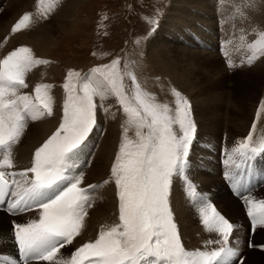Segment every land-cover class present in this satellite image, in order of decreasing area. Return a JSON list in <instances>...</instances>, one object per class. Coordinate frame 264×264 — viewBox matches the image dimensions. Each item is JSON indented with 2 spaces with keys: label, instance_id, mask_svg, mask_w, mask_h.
I'll return each mask as SVG.
<instances>
[{
  "label": "snow or ice",
  "instance_id": "obj_1",
  "mask_svg": "<svg viewBox=\"0 0 264 264\" xmlns=\"http://www.w3.org/2000/svg\"><path fill=\"white\" fill-rule=\"evenodd\" d=\"M56 0H47L42 14L53 10ZM219 3V0H218ZM26 13L13 27V32L26 26ZM158 27V20L151 19ZM244 38L241 37V40ZM221 49L225 57L229 53ZM252 65L264 56V30L248 45ZM47 61L37 59L31 49L20 47L0 59V203L11 190L7 204L10 214L40 209L39 219L28 223L13 222V240L23 264H230L239 250L230 246L236 225L222 215L206 194L198 196L189 182L187 189L198 201V214L209 232L219 235L206 245L212 250H187L182 243L174 213L170 206L173 178L188 179L191 149L197 137V125L191 104L181 93L175 94L174 111L168 104L156 101L143 89L132 71H122L120 59L97 66L87 74L69 71L63 88V115L56 131L35 150L31 167L10 171L13 167V146L16 145L29 120L37 121L53 115L52 85L37 84L34 95L22 94L27 88L26 74ZM227 66L235 67L232 59ZM131 80V90L125 78ZM79 81H84L82 85ZM114 98L129 126L135 127V139L124 129L119 151L111 167L119 200V223L102 227L98 237L74 250L70 258H58L61 249L70 246L84 227V218L92 206L99 185L81 187L83 172L74 163L97 124V109L107 113L105 101ZM99 101V103L97 102ZM264 110V102L261 103ZM259 115V112H258ZM114 118V117H113ZM178 125V132L174 129ZM255 128V123L253 124ZM264 154V137L253 142V132L226 154L222 163L228 166L226 179L232 181L241 195L239 179L233 169L251 168L257 156ZM104 183H107L105 181ZM251 230L264 227V200L244 198ZM249 246H252L251 243ZM0 260L15 264L11 256L0 253Z\"/></svg>",
  "mask_w": 264,
  "mask_h": 264
},
{
  "label": "rangeland",
  "instance_id": "obj_2",
  "mask_svg": "<svg viewBox=\"0 0 264 264\" xmlns=\"http://www.w3.org/2000/svg\"><path fill=\"white\" fill-rule=\"evenodd\" d=\"M244 1L245 0H236L237 6L235 5L233 7L230 6V0H219V3L218 0H207V2H204V7L207 8L206 12H211L212 9H215L214 12L211 13L214 15L212 17L214 21L217 22V25H215L212 31L206 30L205 27H203V29L199 20L196 21L195 25H192L190 21L191 16L189 15L190 12L186 9L182 8L177 12L176 24L172 29L174 33L167 35L166 38L168 39L162 37L161 39L168 43L167 48L170 45L172 49L170 50L169 57L171 55L172 60H175L174 62L178 61L179 64L182 65L180 67L183 68L184 72L188 73L187 76H189L190 86L188 87L189 90L185 92L182 91L184 89L179 86V83L172 78L167 69L161 64L162 62L157 54L158 50L155 51V47L152 48V43H149L154 39L161 23L165 20L171 8L172 0H56V9L52 15L51 11L47 17L42 14L47 6V1L45 0H0V54H2L0 55V59H3L17 48L27 47L31 49L35 58L47 61L46 64H50L51 68L54 67L53 72L47 73L45 67H43L45 71L42 72V70L41 73H45L46 80L49 81L51 79L52 85L61 90V97L63 96L60 102L61 107L65 99V90L62 86L70 70L82 75L87 74L91 69L109 64L116 58L120 59V69L122 71H132L136 75L141 87L152 93L157 102L162 104L166 103L174 110L176 97L173 89L181 93L191 104L192 117L197 125V137L191 149V165L187 173L188 179L185 180L182 177H174L172 190L174 189L173 192H175V194H183L184 191H182L180 185L184 183V186L187 187V184L191 182L196 188L198 196L206 194L216 209L237 226L233 232V237H235V239L231 237L230 241L237 246L240 252L242 251L241 254L244 256V260L240 262V260L236 259V264H264V227L258 226L253 233L251 231L249 234H246L248 230L247 223H250V220L246 215V206L244 202L245 197L254 198L256 201L264 200V154L256 157L252 162L251 168L245 165L242 169H233L234 174L239 179L241 195L236 194L235 189L232 187V181L225 178L224 173L228 171L229 168L222 163V161L226 159L227 152L247 137L250 131L253 132L254 143L258 142L261 137H264V126L262 125L264 124V110L260 108L261 103L264 102V56L256 59L252 65H248L246 62L243 64L241 63V61H246V58L251 55L252 50L248 48V45L251 44L254 39L258 38L260 30L248 34L246 30L244 32L241 27L235 25L232 36L227 39V36L218 29V22H221V16L219 13L218 15L215 13L220 9H225L227 11L231 8L234 9L233 15L228 16L229 13L224 12L228 17H226L223 22L226 20L233 21L236 16L237 19L239 18V20H241V16L246 12L242 3ZM68 2L74 3V6H69L70 17L63 16L59 11V8L67 5ZM45 3L46 6H44ZM26 13L30 14V20L26 23V26H22L20 30L13 32V27ZM33 13L41 15L33 16ZM151 19H156L159 22L155 32H152V28L155 27V25L150 23ZM48 32L54 35H52L53 42L48 43L46 46H42L41 40L38 37L47 35ZM31 34L35 36L36 41L32 40L31 42ZM177 36H179L178 39ZM241 37L244 39L241 40ZM162 40H159V42H162ZM175 40H177L178 43H176ZM222 42H226L224 43L223 50L229 53V57L223 55L221 49ZM240 42L241 44H239ZM161 45L164 44L160 43V47ZM186 48L191 49V51L186 50ZM191 52L195 54H191ZM199 52L202 54H199ZM229 58L232 59L234 65H236L231 69L227 66V59ZM35 67H37L38 70L40 69L38 66ZM34 68L25 76V83L31 85L29 88H33H21L19 91L22 94L34 95ZM83 82L84 81H79L81 85ZM125 83L129 86L130 91L131 80L126 77ZM38 84L48 83L40 82ZM97 102L99 103V101ZM105 102L120 107L114 98L107 99ZM61 111L63 112V109ZM113 115L107 117V120H114L112 117L115 118V116ZM52 117L53 115L50 117L46 116L37 121H28L20 141L13 146L14 169L12 168V171L19 172L27 169V167L25 168V166H27L26 164L25 166L23 165L24 167H20L16 160H20L19 157L21 156L22 150H32L33 139L40 137L43 130L50 129L49 134L45 135V140H47L59 127L61 121H59V123L55 122L54 124V122L51 121V119H53ZM46 118L50 119L52 124ZM45 119L47 122H45ZM99 119L100 117H98L97 114V124L87 140V142H91L93 139L91 148L87 150L89 154L83 156L84 149H82L78 158L74 161V163L80 165L77 171L83 172L84 184H82L81 187L99 185L96 184L98 178L93 179V177H91L88 179V175H91L90 164L92 162L95 164L93 159L96 157L95 154L97 155L98 144L108 133L104 121H99ZM226 119L227 121H225ZM48 123L54 126L48 125ZM254 123L255 128H253ZM42 124H44V129ZM37 125L41 127L39 128ZM45 125L48 126L46 127ZM126 127L128 128L127 136L130 139H135L134 126H132L133 129L120 122L115 124L113 128H109L114 131V134L112 133L113 138L119 135L117 136V141L115 140L119 145ZM174 129L178 132V125H176V127L174 126ZM117 130L119 132H117ZM104 133L105 135H103ZM24 138L26 139L24 140ZM100 138H102V140H100ZM116 145L115 154L113 155L114 158L111 160L112 162H108L110 167H112L116 154L119 151V145ZM0 158H2V152H0ZM110 167L109 171L111 169ZM93 171H95L94 168ZM216 177V180L213 179ZM211 182L212 184L209 186ZM217 182L220 184L218 185ZM105 187L100 185V187L95 190L92 206L88 208V214L85 219H87L94 210H98L97 213H100L104 207L106 211L109 209V204H107L108 201L106 202L104 196L101 202L97 199L102 196L100 190L103 191V194L107 193ZM104 190H106V193H104ZM112 191L117 192L116 187L112 188ZM97 192H99V195L97 194L98 197L96 195ZM184 197L183 204L181 203V205L175 204L177 203V195L176 198L173 196L170 198V205L174 213V218L176 221L178 220L182 223V227L185 228V230L182 228L179 229V232L184 234V231L192 229H197V231L200 229L201 231L204 230L202 234L207 233V235H205V241L201 244L207 246V248L211 246V249L218 247V245L215 244L205 245L207 241H214L220 237L217 233L209 232L204 229L205 226L202 224V219L198 214V201L192 199L189 191ZM225 198L229 199H227V203L230 204L233 202L229 208H227V204L224 201ZM180 209L186 212V217H183V214H181L180 218ZM118 212L119 209L117 210L118 217L116 213H113V216H116L117 219H119ZM3 213L8 215L6 211ZM35 213L37 214H25L28 215L27 217L19 216V220L15 222L27 223V221L31 222L33 220H38L40 209L36 210ZM230 214L233 217L230 216ZM175 216L179 219H176ZM6 218H8V216ZM185 218L186 220L182 221ZM190 218L191 220L188 221ZM110 219L113 220L114 217ZM7 221L8 227H10L9 222H14L12 218ZM187 222L189 225H187ZM236 235H239V237L243 239V242L239 241L240 239L238 240ZM249 235L252 236V246H249L250 243L247 245V236ZM183 238L185 237L181 235L182 243ZM77 248H79L78 245L74 247L72 244L66 246L61 249L58 256L66 252L67 255L69 254L70 258L71 254ZM38 264H47V262H39Z\"/></svg>",
  "mask_w": 264,
  "mask_h": 264
},
{
  "label": "bare ground",
  "instance_id": "obj_3",
  "mask_svg": "<svg viewBox=\"0 0 264 264\" xmlns=\"http://www.w3.org/2000/svg\"><path fill=\"white\" fill-rule=\"evenodd\" d=\"M208 1H211V0H208ZM204 2H207V0H172V4H171V8L169 9L166 17H165V20L161 23L160 27H159V30H157V34L156 36H152L154 37V39L149 42L150 44L152 43L153 47H155V51L158 50V56H159V59L160 61L162 62L161 64H163L164 68L167 69V71L170 73V75L172 76L173 79H175V81H177L179 83V86H181L184 90L182 91H187L189 90L188 87L190 86L189 85V76H187L188 73L184 72L183 68H181L179 64V62H174L171 58V55L169 57V53H170V50H172L170 48V45L169 47L167 48L168 46V43L165 42L164 40L161 39L162 38H166L167 35H170L172 33H174V31L172 30L173 29V26L176 24V16H177V12L179 11V9H186L189 13V15L191 16V23L192 25H195L196 21L199 20L202 24V28L205 27L206 30H210L212 31V29H214L215 25H217V22L214 21L213 17L214 16L211 12H214L215 9H212L211 12H206V7H204ZM240 2V1H239ZM238 2V3H239ZM243 3V6L245 7V10L246 12L243 13V15L241 16V20H239V18L237 19L235 16V20L233 19L228 21L226 20L225 22H223L225 20L226 17L228 16H232L233 15V10L234 9H228L227 11L225 9H220V10H217L215 13L216 15H218V13L220 14L221 16V22H218L219 26H218V29L221 30V32L224 33V35L227 36V39H229V37L232 36L233 32H234V28H235V25H237L238 27H241V29L246 30V33H254L256 32L257 30H263L264 29V0H245ZM241 3V4H242ZM237 4L236 0H230V6L233 7ZM10 5V4H9ZM73 5L74 6V3H70L68 2L67 5L59 8V11L63 14V16H69V6ZM237 6V5H236ZM229 7V6H228ZM227 7V8H228ZM235 8V7H234ZM236 9V8H235ZM74 11V10H73ZM219 11V12H218ZM224 12H228L229 15L227 16ZM74 13V12H73ZM235 14V13H234ZM246 15V17H245ZM74 18V17H73ZM72 19V18H70ZM231 19V18H230ZM222 23V24H220ZM45 27V26H44ZM65 27V26H64ZM204 29V28H203ZM50 30V29H49ZM66 30V29H65ZM41 31V30H40ZM236 31V30H235ZM43 32V31H42ZM238 32V31H237ZM30 33V32H29ZM33 33V32H32ZM38 33V31H37ZM44 33V32H43ZM52 33V32H51ZM64 33V32H63ZM193 33V32H192ZM8 34V33H7ZM181 34V33H179ZM19 35V34H18ZM22 35V34H21ZM20 35V36H21ZM27 35V34H26ZM53 35V34H52ZM52 35L48 34L47 35H41L39 36L38 38L41 40V43H42V46H46L48 43H52L53 42V38H52ZM54 36V35H53ZM186 36V34H185ZM251 36V35H250ZM179 36H177V39H178ZM182 37V36H181ZM184 37V36H183ZM24 38V37H23ZM31 42L32 40L33 41H36V38L33 34H31ZM25 39V38H24ZM23 39V40H24ZM168 39V38H166ZM159 40H162V42H159ZM16 42V41H15ZM23 42V41H21ZM158 42V43H157ZM174 42V41H173ZM176 43L177 40H175ZM238 42V41H237ZM18 43V42H17ZM36 43V42H35ZM160 43H163L164 45H161L160 47ZM201 43V42H200ZM236 43V42H235ZM149 44V45H150ZM167 44V45H166ZM234 44V43H233ZM54 45V44H53ZM151 48V49H152ZM49 49V48H48ZM169 49V50H167ZM186 50L188 51H191V49L189 48H186ZM154 51V50H153ZM181 52V50H180ZM41 53V52H40ZM194 53V52H191V54ZM7 54V53H6ZM182 54V53H181ZM195 54V53H194ZM199 54H202L199 52ZM2 55V54H0ZM4 56V55H3ZM212 56V55H211ZM173 57V56H172ZM213 57V56H212ZM262 61V60H261ZM40 69L38 70L37 67L34 68V74L32 72L33 75H34V78H33V85L36 86L38 83L40 82H47L49 85H52V80L50 79L49 81L46 80V77H45V73H41V71L43 70V67H45V70L47 73L49 72H53V69L54 67H50L51 65L50 64H41V65H37ZM41 66V67H40ZM257 67V66H255ZM48 68V69H47ZM51 69V70H50ZM45 70H43L42 72H44ZM50 70V71H48ZM182 70V71H181ZM31 71V70H30ZM189 72V71H188ZM223 73V72H222ZM263 73V72H262ZM261 73V74H262ZM31 74V75H32ZM264 74V73H263ZM51 77V75H50ZM46 80V81H45ZM31 82V80H30ZM32 84V83H31ZM29 86L31 85H28V88ZM53 86V85H52ZM33 87H30L29 89H31ZM31 91V90H29ZM53 97H54V104H53V119H51L52 122H55L59 123V121H61L62 119V115H63V112L61 111L63 108L61 107V90L58 89L56 86L52 87V93H50ZM250 98V97H249ZM170 99V98H169ZM106 108H108V112L105 113L103 111L100 110V108L97 109V114H98V117H100L99 121H104L105 125L107 126V130H108V133L105 135V133L103 135H105V138L102 140V138H100V140H102L99 144H98V152H97V155L95 154V158L93 159L95 164L92 162L89 166H90V176L88 175V179H90L91 177H93V179H96L98 178V181L96 184H99L102 185V186H107L105 187L107 189V193H106V190H104L106 194H103V191L100 190V194L102 196H100V198H97L98 197V193H96L97 195V199H99L98 201L101 202V199L102 197L104 196L106 202L108 201L107 204H109V209H107V211L103 208L102 211L100 213H97L98 210H94V212L92 211V213H90V216L85 219L84 218V227L82 228L81 230V233L80 235L76 236L73 240V243H72V246H76L78 245V247H81L84 243H87V242H92L94 241L97 237H98V234H99V231L101 230L102 227L104 228H107V227H110L114 224H117L119 223V219H117L118 215H117V210L119 209V200H118V196H117V192H113L112 191V188L116 187L115 185V182H114V179L111 177V169L109 171V165H108V162H112L111 160H113L114 158V154H115V148L117 147L116 144L119 145V143H116V139H117V135L116 138L114 137L113 138V130L109 129V128H113V126L117 123H122V124H125L127 126H129L126 122V117L125 115L122 113V111L120 110V107H117L112 104H108L105 102V105H104ZM172 109V108H171ZM241 109V108H240ZM173 110V109H172ZM174 111V110H173ZM241 113V112H240ZM243 113V112H242ZM114 114V115H113ZM252 114V113H251ZM115 116V118H113L114 120H111L109 121V119L107 120V117L109 116ZM244 115V114H243ZM242 115V116H243ZM248 116V114H247ZM246 117V115H245ZM237 118V116H236ZM235 118V119H236ZM240 118V116H239ZM242 118V117H241ZM48 119V118H46ZM45 119V120H46ZM252 120V119H251ZM263 120V118H262ZM48 121H50V119H48ZM50 121V123L52 124V122ZM201 121V119H200ZM227 121V119L225 120ZM47 122V120L45 121ZM262 122V121H261ZM41 123V122H40ZM101 123V122H100ZM113 123V124H112ZM223 123V122H222ZM263 123V122H262ZM48 123V125H51ZM202 124V123H201ZM225 124V123H224ZM230 124V123H229ZM241 124V123H240ZM40 125V124H39ZM44 124H42V127H43ZM47 125V126H48ZM203 125V124H202ZM264 126V124H262ZM46 126V125H45ZM46 126V127H47ZM51 126H54V125H51ZM176 127V125H174ZM37 127H39L37 125ZM35 127V128H37ZM41 127V126H40ZM39 127V128H40ZM117 127V126H116ZM131 128H133L132 126H130ZM248 127V125H247ZM213 128V127H212ZM263 128V127H262ZM44 129V127H43ZM53 129V128H52ZM105 129V128H104ZM134 129V128H133ZM244 129V128H243ZM203 130V129H202ZM42 131V130H41ZM49 131L50 129H46L45 131L43 130V133L40 137H38L37 139H33V146L31 147L32 150L31 151H26L25 150H22L21 148V156L19 157L20 160H16L17 164L21 167V166H25V164L27 166H25V168H29L31 163H32V160L33 159V156H34V153H35V150L37 148H39L46 140H45V135H48L49 134ZM213 131V130H212ZM240 131V130H239ZM30 132V131H29ZM34 132V131H33ZM117 132H119L117 130ZM243 132V131H242ZM35 133V132H34ZM113 133V134H112ZM117 134V133H116ZM102 135V136H103ZM100 136V137H102ZM245 136V135H244ZM26 137V136H25ZM119 138V137H118ZM26 138H24L25 140ZM29 140V139H27ZM116 140V141H115ZM119 140V139H118ZM31 141V140H29ZM28 141V142H29ZM25 142V141H24ZM93 142V139L92 141L90 142H86V145L84 146V153H83V156H87L89 154V152L87 151L88 149L91 148V143ZM31 143V142H30ZM29 143V144H30ZM26 145V144H25ZM17 147V146H16ZM27 148V147H26ZM29 149V147H28ZM96 149V151H97ZM16 150V148H15ZM93 158V157H92ZM17 159V158H16ZM29 159V161H28ZM96 159V160H95ZM91 161V160H90ZM95 165V166H93ZM23 166V167H24ZM88 166V167H89ZM93 168L95 169V171H93ZM111 168V167H110ZM14 169V167H13ZM88 169V168H87ZM252 170V169H251ZM12 171V170H10ZM86 171V170H85ZM87 173V171H86ZM254 175V174H253ZM213 179H217L216 178H213ZM87 180V179H85ZM215 180H214V183H215ZM258 180V179H257ZM105 181H107V183H104ZM114 183H113V182ZM210 181V179H209ZM84 180L82 181V184ZM87 182V181H86ZM101 182V183H100ZM88 183V182H87ZM81 184V185H82ZM212 184V182L209 184V186ZM217 184L219 185L220 183L217 182ZM86 186V185H85ZM176 187V186H175ZM103 189V188H102ZM98 190V191H99ZM174 190V189H173ZM173 190H171V196L170 198H172V196L174 198H176V195H177V198H176V202L175 204H178V205H181V203L183 204V201H184V195L183 194H178L175 192H173ZM10 194V192H9ZM9 194H8V197H9ZM249 195V194H248ZM251 196V195H250ZM228 198H225V202L227 201ZM173 200V199H172ZM229 200V199H228ZM95 201V200H94ZM103 201V200H102ZM174 201V202H175ZM171 202V201H170ZM229 202V201H228ZM231 202V201H230ZM96 203V201H95ZM227 208H229V206L231 204H233V202H231L230 204L227 203ZM229 204V205H228ZM100 206V204H99ZM171 206V205H170ZM176 206V205H175ZM98 207V206H97ZM173 207V206H172ZM219 207V206H218ZM96 208V207H95ZM240 208V206H239ZM174 209V208H173ZM177 209V208H176ZM38 210V208H32L30 210H27V212H24V215H21V216H28L32 213L34 214H37L35 213V211ZM88 211V210H87ZM189 211V210H188ZM179 212V211H178ZM113 213H116L117 217L116 216H113ZM119 213V212H118ZM25 214H28V215H25ZM181 214H183V217H186V212L183 210V209H180V218H181ZM12 215H18V213L16 214H12ZM177 215V214H176ZM192 216V215H190ZM230 216H232L230 214ZM7 215H5L3 212H0V253H3L7 256H11L14 261H16V248H15V245L12 241V231H9V227H8V218H6ZM111 217H114V219H110ZM176 217V216H175ZM188 217V216H187ZM233 217V216H232ZM178 217H176L177 219ZM117 219V220H116ZM175 219V218H174ZM179 219V218H178ZM10 220V219H9ZM182 220V219H181ZM180 220V221H181ZM186 220L183 219L182 221ZM191 220L188 219V221ZM15 222V221H14ZM176 224L178 226V229H183L185 230L184 227H182V223H180L178 220L176 221ZM184 223V222H183ZM191 223V222H189ZM187 225L188 222H187ZM192 225V224H191ZM186 226V224H185ZM199 227V226H198ZM8 228V230H7ZM196 228V227H195ZM201 228V227H200ZM188 229V228H187ZM186 229V230H187ZM190 229V228H189ZM193 230V231H192ZM192 230H188V231H184V234H181L182 237H185L183 238V244L185 246V248L187 250H212L211 246L210 248H207V246H204L202 245L203 242L205 241V235H207V233L205 234H202V232H204V230L201 231V229L199 231H197V229H192ZM182 231V230H181ZM201 231V232H200ZM188 233V235H187ZM191 235V236H190ZM190 237V238H189ZM202 243V244H201ZM205 244V243H204ZM206 245V244H205ZM199 246V247H197ZM58 258H69V254L67 255L66 252H64L61 256H58ZM0 261H4V260H0ZM7 263V261H4ZM30 263V262H29ZM39 262H35L34 264H38ZM47 264H49V262H47Z\"/></svg>",
  "mask_w": 264,
  "mask_h": 264
}]
</instances>
